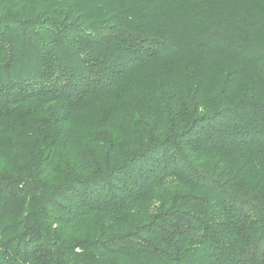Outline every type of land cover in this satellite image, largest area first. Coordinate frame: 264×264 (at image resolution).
<instances>
[{"label": "trees", "instance_id": "1", "mask_svg": "<svg viewBox=\"0 0 264 264\" xmlns=\"http://www.w3.org/2000/svg\"><path fill=\"white\" fill-rule=\"evenodd\" d=\"M0 264H264V0H0Z\"/></svg>", "mask_w": 264, "mask_h": 264}, {"label": "rangeland", "instance_id": "2", "mask_svg": "<svg viewBox=\"0 0 264 264\" xmlns=\"http://www.w3.org/2000/svg\"><path fill=\"white\" fill-rule=\"evenodd\" d=\"M136 84H137V86H138L139 89L140 88L142 89V86L146 84V81L145 80H142V79L141 80H137L136 81ZM88 128H89L88 132L90 134H95L97 132V130H98V128L97 127H94L93 125L92 126H89Z\"/></svg>", "mask_w": 264, "mask_h": 264}]
</instances>
